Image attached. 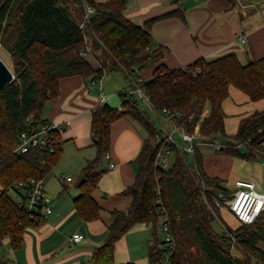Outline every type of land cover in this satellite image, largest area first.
<instances>
[{
	"label": "trees",
	"instance_id": "trees-1",
	"mask_svg": "<svg viewBox=\"0 0 264 264\" xmlns=\"http://www.w3.org/2000/svg\"><path fill=\"white\" fill-rule=\"evenodd\" d=\"M86 3L95 12L82 30ZM126 7L127 0H0V43L13 57L16 76L0 89V244L10 238L14 249H20L26 229L45 221L31 218L9 192L19 182L45 179L62 156V136L58 131L53 133L55 152L41 147L25 153L16 149L22 131L46 121L44 108L48 100L59 95L63 77L101 79L108 72L119 71L125 75L130 90L135 81L156 109L180 111L183 117L178 123L187 131L193 132L201 122L200 133L224 145L217 152L247 160L264 157V111L244 117L237 133L229 136L223 108L232 85L252 100L264 97V56L245 64L235 53H228L171 68L163 61V51L149 50L157 18L138 25L126 16ZM86 45L99 65L81 54ZM148 66H155L153 75L141 79V70ZM130 90L120 94L121 108L99 104L92 114L97 155L82 169L81 194L74 199L76 211L85 221L100 218L101 207L93 192L101 176L99 166L111 148L112 123L131 116L148 133L135 160L139 166L135 181L123 191L132 197L131 206L127 211H112L108 236L93 253L92 263L134 264L117 263L116 246L135 225L145 224L153 229L148 264H163L156 228L165 210L176 243L175 264H264V212L254 223H240L236 228L223 219L216 200L228 198L232 190L223 179L205 172L199 146L189 156V162L175 151L168 168L158 166L161 146L156 137L161 129L143 109L144 100ZM207 106L210 111L201 119ZM215 221L234 233L236 244L223 227L214 228ZM234 249L242 256L235 255Z\"/></svg>",
	"mask_w": 264,
	"mask_h": 264
},
{
	"label": "crops",
	"instance_id": "crops-1",
	"mask_svg": "<svg viewBox=\"0 0 264 264\" xmlns=\"http://www.w3.org/2000/svg\"><path fill=\"white\" fill-rule=\"evenodd\" d=\"M173 11L179 14L164 16ZM125 14L138 25L157 18L152 26L153 45L149 50L163 51V61L171 68L228 53H235L243 63L264 56V0H127ZM241 35L247 37L246 42L240 41ZM93 61L95 66L99 65L97 60ZM154 68L142 69L141 79L150 78ZM118 78L114 87L108 85V75L102 78L103 92L109 96L105 101L100 100L101 89L91 85L89 77L75 75L60 79L59 95L48 100L43 112L46 121L65 125L59 162L63 168H56L52 181H47V176L44 179L45 189L54 199L53 212L39 226L26 229L20 249H14L10 238L4 239L0 244V264H93V253L108 236L112 211H127L131 206L132 197L123 191L135 181L139 171L135 160L148 137L147 131L131 116L112 123L109 157L106 154L99 166L101 176L93 192L101 207L100 218L85 221L74 205V199L81 194L80 173L97 155L91 129L93 111L99 104L122 107L120 94L127 90H119L123 85ZM223 108L225 131L229 136L234 135L244 117L264 111V97L252 100L232 85ZM209 111L207 106L204 112L207 115ZM200 149L207 173L223 179L232 191L238 180L254 181L258 189L264 190V157L247 160L220 155L212 145H202ZM151 230L145 224L135 225L117 243L116 262L148 264ZM138 232L145 233L141 251L136 250L131 240ZM76 233L84 236L81 241L72 240Z\"/></svg>",
	"mask_w": 264,
	"mask_h": 264
},
{
	"label": "built area",
	"instance_id": "built-area-1",
	"mask_svg": "<svg viewBox=\"0 0 264 264\" xmlns=\"http://www.w3.org/2000/svg\"><path fill=\"white\" fill-rule=\"evenodd\" d=\"M84 19L80 24V28L84 30L86 25L90 23L92 14L95 8L89 4L84 5ZM245 35L240 36L241 42H246ZM82 55L95 57L91 48L88 46L81 51ZM91 85H98L101 89V101H105L109 96L103 92L102 78L92 79ZM134 88L130 91L138 94L152 112H154L161 124V132L156 137L157 145L161 146L158 153L157 164L162 168H168L171 165L170 156L175 155V151L179 152L181 156L189 162V156H192L196 147L202 145H214L216 150L223 148L219 140L211 142L203 136L199 130L193 132L187 131L178 120L183 117L180 111H171L169 109H156L150 102L149 97L145 95L138 84L133 81ZM206 116V113L201 114V119ZM199 122L196 127H200ZM30 126V125H29ZM65 125L63 123L45 121L36 127H29L20 134V143L16 149L17 152L25 153L33 147H41L50 152L56 151V140L54 139V132H62ZM109 157V154H107ZM115 167L114 163L110 164ZM71 180V177L68 178ZM16 192L14 199L17 203L24 207L25 212L33 219H47L53 212L54 199L45 189L43 178H32L27 184L19 182L16 184ZM162 204V200L158 199ZM218 206L225 205L242 224H252L264 212V190L258 189L254 181L238 180L235 182L234 190L228 198L216 200ZM163 231L165 233L164 239L157 240L158 249L162 253L163 264H175L174 252L176 249L175 238L169 223V216L164 210L162 216ZM166 221V222H165ZM226 233L231 237L234 244L236 238L234 233L222 224ZM83 235L76 233L72 240L81 241ZM234 247V246H233ZM1 250V245H0ZM19 264V263H14Z\"/></svg>",
	"mask_w": 264,
	"mask_h": 264
},
{
	"label": "rangeland",
	"instance_id": "rangeland-1",
	"mask_svg": "<svg viewBox=\"0 0 264 264\" xmlns=\"http://www.w3.org/2000/svg\"><path fill=\"white\" fill-rule=\"evenodd\" d=\"M89 45H86V47H88ZM90 47V46H89ZM91 48V47H90ZM92 50V49H91ZM93 52V51H92ZM0 56L2 57V59H4V61L8 64V66L12 69L13 68V62H14V60H13V57L9 54V52L1 45V43H0ZM88 58H89V61L92 63V64H94L95 65V62L93 61V60H96L95 59V57H91L90 55L89 56H87ZM246 64V63H245ZM13 71V70H12ZM106 75H108V85L109 86H113L114 87V85H116V83H117V81H116V77H119L118 79H119V81H120V84L122 83V85H123V87H121V89H119V90H130L129 89V86H128V83L126 82V80H125V77H124V75H123V73H121V72H119V71H111V72H109V73H107ZM105 75V76H106ZM113 80V82H112V80ZM120 79H122V80H120ZM111 86V87H112ZM103 87H104V85H103ZM118 94V93H117ZM112 98V97H111ZM142 107H143V109H146V110H148V112L150 113V115H151V117H152V119L156 122V125L160 128L161 127V124H160V122H159V120H158V117H157V115L154 113V112H152L151 110H150V108L147 106V104L145 103V102H142ZM193 115H190V116H188V118H190V119H192L193 117H192ZM195 130H199L200 131V127L198 128V127H196L195 126ZM206 145H208V144H206ZM212 147L213 148H215L216 149V147H214V145H212ZM204 149H206V148H208V147H203ZM263 153H264V151H263ZM218 154H222V153H218ZM61 158H62V156H61ZM61 158H60V160H61ZM170 159H171V163L173 162V160H174V155H172V156H170ZM60 160H59V162H60ZM57 163L56 164V167L47 175V181L49 180V181H52L51 179H52V176H54V172H56V168H58V167H61V166H59V164L60 163ZM61 165V164H60ZM63 167H61V169H62ZM204 169H205V167H204ZM205 172L207 173V171H206V169H205ZM208 174V173H207ZM209 176H211L210 174H208ZM15 192H16V190H10V192H9V194L11 195V196H14L15 195ZM221 209V216L223 217V219L231 226V227H233V228H236V227H238L239 225H240V221L235 217V215L225 206V205H221V206H219ZM162 223H163V219L160 221V223L157 225V228H156V232H157V237H158V239H164L165 238V233H164V231H163V225H162ZM222 223L221 222H219V221H215L214 223H213V226H214V228L216 229V230H220L221 229V227H222V225H221ZM152 232H151V235H149L150 237L152 236V239H153V229L151 230ZM144 235H145V233L144 232H138V233H136V234H134L133 236H132V238H131V240H132V244H134V246H136L135 248H136V250L137 251H141V246H142V241H143V238H144ZM136 243H137V245H136ZM132 246V245H131ZM262 247L264 248V243H262ZM234 254L235 255H239V256H242V253L240 252V251H237L236 249H234Z\"/></svg>",
	"mask_w": 264,
	"mask_h": 264
},
{
	"label": "water",
	"instance_id": "water-1",
	"mask_svg": "<svg viewBox=\"0 0 264 264\" xmlns=\"http://www.w3.org/2000/svg\"><path fill=\"white\" fill-rule=\"evenodd\" d=\"M16 79V76L8 64L0 56V89L7 84H11Z\"/></svg>",
	"mask_w": 264,
	"mask_h": 264
},
{
	"label": "bare ground",
	"instance_id": "bare-ground-1",
	"mask_svg": "<svg viewBox=\"0 0 264 264\" xmlns=\"http://www.w3.org/2000/svg\"><path fill=\"white\" fill-rule=\"evenodd\" d=\"M185 128V127H184Z\"/></svg>",
	"mask_w": 264,
	"mask_h": 264
}]
</instances>
